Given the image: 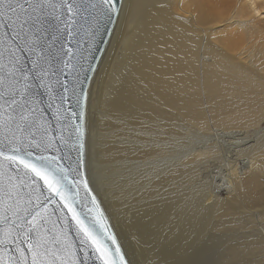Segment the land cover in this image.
Masks as SVG:
<instances>
[{
  "label": "bare ground",
  "instance_id": "obj_1",
  "mask_svg": "<svg viewBox=\"0 0 264 264\" xmlns=\"http://www.w3.org/2000/svg\"><path fill=\"white\" fill-rule=\"evenodd\" d=\"M85 128L87 179L127 264H264V0H121ZM186 131L199 147L174 157ZM108 160L136 169L110 183ZM209 160L226 170L215 188Z\"/></svg>",
  "mask_w": 264,
  "mask_h": 264
},
{
  "label": "water",
  "instance_id": "obj_2",
  "mask_svg": "<svg viewBox=\"0 0 264 264\" xmlns=\"http://www.w3.org/2000/svg\"><path fill=\"white\" fill-rule=\"evenodd\" d=\"M120 2L121 0H115L117 12L108 20L99 9L90 6V0H84L74 17L71 37L68 36L64 23L54 18L59 14L58 11L53 13L51 7H45L42 12L38 10L36 16L39 21L35 28L39 29L40 43L44 49L43 63L49 72L44 86H41L35 74H31L28 80L30 88L23 97L17 92L10 98L7 90L0 88V92L5 93L0 98V105L3 106L0 109V151L6 155L15 154L13 149L19 147L20 154L31 163L44 166L51 161L53 169H63V172L58 171V175L67 177L59 185L62 198L50 191L34 173L25 175L28 170L23 165L13 164L0 156V190H7L10 179L12 184L19 185L17 191L23 198V206L41 212L46 219V229L59 236L62 243L70 245L68 252L57 253L65 260V264H72L73 259L84 264L86 257L87 264H104L102 259H98L99 253L92 246L85 248L81 244L83 233L77 234L78 226L72 218L73 212L100 239L110 254H114L116 247L120 248L100 201L87 179L85 118L82 153L76 130L80 123L81 108L85 114L88 87L110 38ZM64 20L67 21V15ZM2 36L3 29H0V37ZM3 38L5 41L8 39ZM69 48L72 49V66L65 68L64 63L68 57L64 54ZM17 55L21 58V64L31 69V61L35 56L27 51ZM4 63H9L7 52ZM6 73L7 68L0 74ZM11 99H15L16 104H12ZM25 115L27 119H21ZM9 117L12 119L9 120ZM28 152L31 156L25 155ZM3 191H0V199H3ZM37 204L40 207L37 208ZM0 216H7L8 220L13 218L11 212H4L3 205H0ZM8 229L9 224L0 220V239ZM109 235L115 237V244L108 239ZM21 247L26 250V245L21 244ZM120 254L123 255L121 249ZM18 256L15 245L0 244V264H14ZM57 264H61V261L57 260Z\"/></svg>",
  "mask_w": 264,
  "mask_h": 264
},
{
  "label": "snow or ice",
  "instance_id": "obj_3",
  "mask_svg": "<svg viewBox=\"0 0 264 264\" xmlns=\"http://www.w3.org/2000/svg\"><path fill=\"white\" fill-rule=\"evenodd\" d=\"M83 2L84 0H79V3L78 0H0V29H3V36L0 37V73L7 68L6 74H0V88L6 89L10 98L14 97L17 92L20 93L21 97L28 92L30 88L28 80L31 74H35L36 78L40 80L41 86H44V81L49 75L48 69L44 67L43 63L44 49L41 47V37L38 35L39 29L35 28L36 23L39 21L36 12L38 10L42 12L45 7H51L53 13L58 11L59 14L54 18L64 23L67 34L71 37L72 25L75 23L74 17L80 10V3ZM90 6L99 9L100 13L106 16L108 20H111L113 18L112 14L117 12L115 0H90ZM65 15H67V21L64 20ZM3 37H8L7 41ZM24 51L35 56V59L31 61V69L24 67L21 64L20 56L17 55V53ZM5 52L8 55V64L4 63ZM71 53L72 49L69 48L67 53L64 54L68 57L64 63L65 68L72 66L70 63ZM67 91L68 89L65 87V92ZM4 95V92H0V98H3ZM61 99L63 100L64 97H61ZM79 99L78 96V102ZM11 103L16 104V100L11 99ZM2 108L3 106L0 105V109ZM84 118L85 114L83 108H81L80 123L76 128L81 153L84 148ZM11 119L12 117H9V120ZM21 119H27V116H22ZM13 151L15 154L7 155L0 151V156L13 164L23 165L24 169L28 170L25 175L34 173L35 176L44 181L50 191L63 198L59 185L67 177L58 175V171L63 172V169H53L51 161H48L44 166L33 164L20 154L19 147L14 148ZM25 155L31 156V153L28 152ZM85 186L87 185L85 184ZM17 187L19 185L12 184L10 179L7 190H0L3 191V199H0V205L4 206L5 213L11 212L13 217L12 220H8L7 216H0V220L9 224V229L0 239V244L16 246L19 256L15 258L14 264H57V260H60L61 264H65V260L57 253L68 252L70 245L62 243L59 236L51 234L46 229V219L41 212L23 206V198L21 193L17 191ZM93 203L95 204L94 197ZM29 204H31V201H29ZM65 206L68 207L67 204ZM36 207L38 208L40 205L37 204ZM69 210L71 211V208ZM44 212H47L46 205ZM72 218L78 226L77 234L83 233L81 244L85 248L92 246L94 251L99 253L98 259H102L104 264H126L124 256L120 254L119 247H116L114 254H110L100 239L90 231L75 212H73ZM108 239H111L113 244L116 243L115 237L109 235ZM21 244L26 245V250L21 247ZM29 255L31 256L30 261ZM72 264H80V262L73 259ZM84 264H87V257Z\"/></svg>",
  "mask_w": 264,
  "mask_h": 264
},
{
  "label": "rangeland",
  "instance_id": "obj_4",
  "mask_svg": "<svg viewBox=\"0 0 264 264\" xmlns=\"http://www.w3.org/2000/svg\"><path fill=\"white\" fill-rule=\"evenodd\" d=\"M185 135L188 137L190 145L188 149L180 150V149H174V157H184L186 155H191L195 152V149L199 147L198 140L199 135L196 133L191 132H185ZM162 155L161 157H163ZM158 160H163L164 158H160V156L157 158ZM157 159H154L153 161H145L144 168L153 166V164L157 161ZM104 169L103 173L109 177L110 183H114L115 181H118L121 179V176H123L122 172L117 173L115 176L114 172L119 171H126V172H134L136 168L135 162L126 160L122 167L116 168L113 166V161L108 160L107 162L103 163ZM141 167L139 164L137 165V168ZM226 175L225 167L221 165L220 161L217 160H209L207 167L203 171V178L206 182L207 188L217 187L218 185H222L224 183V177ZM222 182V184H221ZM214 187V188H215Z\"/></svg>",
  "mask_w": 264,
  "mask_h": 264
}]
</instances>
